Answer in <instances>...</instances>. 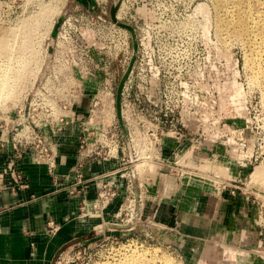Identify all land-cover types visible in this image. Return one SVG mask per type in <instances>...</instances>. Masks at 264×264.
I'll return each mask as SVG.
<instances>
[{"label":"rangeland","instance_id":"rangeland-1","mask_svg":"<svg viewBox=\"0 0 264 264\" xmlns=\"http://www.w3.org/2000/svg\"><path fill=\"white\" fill-rule=\"evenodd\" d=\"M3 1L11 8H4L2 15L3 20L9 21L6 29L0 31L2 45L8 35L10 39L4 43L13 42V27L20 26L25 20L32 25L33 15L45 6H59L56 13L60 10V17L55 13L54 20L61 21L72 4H80L79 0ZM82 1L86 3V9L95 10L94 0ZM116 1L109 0L110 6ZM119 1L124 4L121 21L135 29L139 44L133 63L137 67L136 78L127 83L126 93L151 96L156 106L143 107V115H170L166 123L176 147H170L169 151L185 155L190 167L181 166L179 161L177 165L160 170L153 156L150 159L142 155L144 139L138 137L136 140L133 136L132 144L125 142L123 145L122 173L131 180L127 191L122 187L119 196L103 209L92 208L94 199L84 211L78 209L74 220L85 226L76 228L77 232L75 230L68 242L56 251L50 264H118L123 257H131L133 253L140 254L147 262H127L228 264L229 247L239 256L244 250L243 234L254 221L252 216L260 215L264 208V174H256L258 167L264 168V162L256 164L251 178L242 175L237 178L240 191L235 204L229 203L232 198L225 189L219 201L215 192V189L221 191L216 182L226 177V167L232 166L235 160L251 153L252 160L264 156V0H241L239 4L235 0H223L220 6L219 0ZM240 12L246 15L247 31L237 38L224 21L236 20ZM222 21L224 27L220 28ZM20 32L28 36L27 31H19L17 48L12 45L11 49L2 51L0 47V82H4L0 86L5 85L0 91V119L27 95L32 98L29 90L34 83L43 81L49 63L43 57L40 65L36 63L37 73L34 72L35 63L31 59L34 60L35 55L40 57L39 53L45 55L46 51L36 53L31 50L29 43L23 41L27 37ZM103 35L105 51L113 50L116 41ZM127 36L131 41L129 55L119 57L113 65L119 71L112 85L114 96L123 68L132 56V38L130 34ZM48 41V37H44L40 42L42 50ZM26 48H30L28 54ZM17 67L24 73L16 72ZM27 69L30 75L25 73ZM16 83L21 88L15 86ZM96 94L97 91L93 105L99 101ZM89 98L79 106V111L87 112ZM92 109V116L76 120V132L78 124L82 126L84 121L94 126L101 124L105 116L101 103ZM177 120L183 130L180 141L174 137ZM230 170L234 175L237 173L234 168L230 167ZM145 177L150 180L145 181ZM159 177L167 180L157 182ZM246 204L249 213L245 219L237 215L235 223L228 225L229 216ZM256 219L260 225L259 247L264 251V218L260 215ZM224 225H227L224 229L227 236L221 240L218 239V228ZM57 226L59 231L60 225ZM256 257L264 260L261 254L257 253Z\"/></svg>","mask_w":264,"mask_h":264},{"label":"built area","instance_id":"built-area-1","mask_svg":"<svg viewBox=\"0 0 264 264\" xmlns=\"http://www.w3.org/2000/svg\"><path fill=\"white\" fill-rule=\"evenodd\" d=\"M7 3L0 0V31L2 32L9 22L2 19L4 8H11ZM94 4L95 10L92 11L77 3L70 6L56 32L55 43L51 48L52 57L48 60L43 81L32 85L29 90L32 98H28L27 95L18 106H13L11 111L4 112L0 119V148L5 149L10 146L11 149L0 168V197L6 191L16 195L18 190L28 189L27 174L17 166V162L24 155L31 156L36 164L45 166L53 185L59 187L57 135L63 130L74 128L75 122H78L76 120L93 115L92 108L99 101L93 105L92 102L96 97H88L89 94L86 92L88 88L97 90L101 87L102 90H114L112 85L119 71L113 65L119 57L130 52L131 41L111 21L109 0H94ZM103 34L116 41L113 50L105 51ZM136 70L137 67L133 64L121 93V114L127 130L126 137L115 119H102L98 126L90 125L86 121L82 126L78 124L76 158L72 166L75 175L72 182L62 188L67 190L69 196L81 198L78 207L81 212L89 205L85 196L91 183L95 189L92 204L94 210L110 205L119 196L122 187L127 191L128 181L131 180L122 173L125 157L123 145L125 142L132 144L135 141L133 139L132 142L133 136L136 140L138 137L144 139L145 149L140 150L142 155L146 158L153 156L154 163L159 165L157 168L160 170L165 166L177 165L179 161L181 166L190 167L185 155L180 156L175 151L171 153L169 151L170 147H176L170 138L166 123L170 115L167 113L154 117L143 115V107L156 106L151 96L138 97L136 94L132 96L126 93V85L132 82L134 77L136 78L134 76ZM93 78H97L96 85H93ZM87 98L90 108L86 110L88 114L85 115V112L79 111V106L85 104ZM179 123L177 120L174 125L176 128L174 137L177 141H180L183 132L182 124ZM129 126L134 129L133 132ZM5 132L8 135L4 136ZM114 158H116L115 166L110 170L89 179L84 177L82 169L86 165L107 161L112 164ZM171 159L176 160L171 162ZM252 159L251 153L234 161L230 167L236 170V175L216 182L221 192L225 189L232 199L238 198L240 186L237 184V178L240 175L251 178L256 164L264 162V156L260 159L259 157ZM230 167H226V170L231 171ZM58 228L57 224L49 221L46 232L53 234Z\"/></svg>","mask_w":264,"mask_h":264},{"label":"crops","instance_id":"crops-1","mask_svg":"<svg viewBox=\"0 0 264 264\" xmlns=\"http://www.w3.org/2000/svg\"><path fill=\"white\" fill-rule=\"evenodd\" d=\"M78 2L85 7L84 1ZM6 135L7 132L4 133ZM76 136L75 129L68 128L56 137L59 187L53 185L45 166L36 164L31 156L24 155L17 162L18 168L27 174L29 187L18 190L16 195L6 191L0 197V264H50L56 251L68 242L75 230L77 232L76 228L85 226L76 224L74 220L81 198L69 196L67 190L62 188L71 183L75 175L72 166L76 158ZM10 152V146L0 148V168ZM113 166L115 164L108 161L98 162L83 167L82 173L89 179ZM164 180H167L166 177H159L157 182ZM85 198L88 202L95 198L92 183ZM235 201L230 199L229 203L235 204ZM49 221L60 225L59 231L53 235L46 232Z\"/></svg>","mask_w":264,"mask_h":264},{"label":"bare ground","instance_id":"bare-ground-1","mask_svg":"<svg viewBox=\"0 0 264 264\" xmlns=\"http://www.w3.org/2000/svg\"><path fill=\"white\" fill-rule=\"evenodd\" d=\"M230 1V0H229ZM222 2H224L223 0H219V2H218V6H220V5H223L222 4ZM235 2L236 3H240L241 2V0H235ZM49 4V3H48ZM50 5V4H49ZM123 3H119V6H118V9H117V11H116V18H117V21H120V22H122L121 21V12H122V10H123ZM59 7V6H58ZM57 5L55 4H53V6H45L40 12H38L36 15H33V17H34V19L33 20H31V22H32V25L30 24V23H28L26 20H25V22L27 23H21V25L20 26H18V27H16V28H14L13 27V29H14V31L12 32V33H14L13 34V42L10 44V43H4L6 40H8V39H10L9 38V36L10 35H8V37L6 38V40L3 42V45L2 44H0V47H2V51H7V50H9V48L13 45H15L14 47H18V36H19V31L21 30H25V31H27V35L28 36H26V33H24V36H26L27 38L26 39H24L23 40V38L22 37H19L20 38V40H23L24 41V43L26 44V43H29V44H27L28 46L30 45L31 46V50H33V51H36V53H38V52H44V51H46V53H45V55H41L40 53H39V56L40 57H37V55H35L33 52V54L35 55V58L32 56V58H34V60L33 59H31L32 60V62H34L35 63V67H34V72L35 73H37V70L39 69L37 66V64H41V62H42V60H43V57L45 58V60L46 61H48V60H50V58L52 57V53H51V48H52V46H53V44L55 43V35L53 34V30L55 29V27H57V30H58V28H59V24H60V20L58 19L60 16H59V12H60V10H59V12L57 11V13H56V10H57ZM57 14V19L56 20H54L55 18H54V16H56V15H54V14ZM238 15V14H237ZM36 16V17H35ZM113 23H115V22H113ZM118 27H119V29H122L127 35H129L130 34V36H131V33L127 30V29H125V28H123V27H121V26H119L117 23H115ZM19 25V24H18ZM26 25V26H25ZM28 25L30 26L29 28H31V26H33L34 28H31V30H30V32H29V28H28ZM224 25H228V27H230L231 28V30H232V33H233V35H235V36H237V38L238 37H241V36H243L244 34H245V32L247 31V24H246V15L243 13V12H240L239 13V15L237 16V19L236 20H227V21H224ZM224 25H223V21L222 22H220V28H222V27H224ZM38 26H41V27H45V28H41L42 30L40 31V28L38 27ZM38 27V28H37ZM17 30V32H15ZM34 30V32H33V34H34V36L35 35H37L38 33H37V31L39 32V34H38V37L37 36H35V37H32V31ZM29 32V33H28ZM21 33L22 32H20V35H21ZM23 33H22V36H23ZM44 37H48V39H49V41H48V43H47V47L46 48H44L43 50H42V47H40V42H42V40H43V38ZM34 38V39H33ZM131 38H132V36H131ZM18 40V41H17ZM30 42H31V44H30ZM22 43V42H21ZM19 44H20V42H19ZM34 44H36V45H38L39 46V48L37 49H35L34 48ZM22 46L24 45V44H21ZM35 45V46H36ZM20 46V45H19ZM26 46V45H25ZM25 46H24V48H25ZM29 46V47H30ZM42 46V45H41ZM16 47V48H17ZM13 48V47H12ZM11 49V48H10ZM20 49V48H19ZM27 49V48H26ZM30 49V48H29ZM29 49H27V51L29 50ZM49 49V50H48ZM13 50L14 49H12L11 51H12V55H13ZM16 50V49H15ZM25 50V49H24ZM11 51H9V52H11ZM17 51V50H16ZM15 51V52H16ZM20 51V50H19ZM22 51V53H24V55H25V52H23V50H21ZM26 51V53L28 54L30 51H28L27 52ZM17 53H20V52H18L17 51ZM10 54V53H9ZM132 54H133V48H132ZM17 56H20L19 54H16ZM32 54H30V56H31ZM9 57H10V55H9ZM14 58L16 57V56H13ZM21 57H23L24 58V56H21ZM26 57H27V55H26ZM13 58V59H14ZM28 58V57H27ZM12 59V58H11ZM21 59V58H20ZM19 59V60H20ZM30 59V58H29ZM29 59H26L27 61H30ZM14 60H16V59H14ZM24 60V59H23ZM21 61H22V59H21ZM20 61V62H21ZM12 62V61H11ZM15 62V61H14ZM17 62H19L18 61V57H17ZM25 62V61H24ZM31 62V61H30ZM31 62V63H32ZM10 63V62H9ZM16 63V62H15ZM37 63V64H36ZM27 64V63H26ZM25 64V65H26ZM252 64V63H251ZM9 65V64H8ZM29 65H30V63H29ZM10 66V65H9ZM8 66V67H9ZM13 66H14V64H13ZM12 66V67H13ZM20 66H21V64H20ZM32 66V65H31ZM22 67V66H21ZM15 68V67H14ZM18 68V67H17ZM25 68V67H24ZM26 68H27V66H26ZM25 68V69H26ZM9 68H7V70H8ZM126 69V68H125ZM7 70H5V71H7ZM11 70H13V68H11ZM10 71V70H9ZM17 71H20L19 70V68H18V70H16V72ZM27 71H28V69L26 70V72L25 73H27ZM2 72H4V70L2 71ZM20 72H23L24 73V71L22 70V71H20ZM20 72H18L19 74H20ZM29 72V71H28ZM5 73V72H4ZM3 73V74H4ZM7 73V72H6ZM9 73V72H8ZM11 73H13L12 71H11ZM30 73V72H29ZM29 73H27V75H30ZM31 73L33 74V72L31 71ZM110 74H111V72H109ZM2 74V73H1ZM23 75V74H22ZM2 76H4V75H2ZM1 76V77H2ZM24 76V75H23ZM6 77H7V75H6ZM25 77H27V76H25ZM20 79H21V77H20ZM23 79V78H22ZM3 80H4V78H3ZM5 81H6V79H5ZM24 81H25V78H24ZM1 82H2V84H4V82L1 80ZM0 82V83H1ZM17 83H19L18 82V80H17ZM16 83V84H17ZM2 84H1V88H0V91H2L3 90V88L5 87V85H3L2 86ZM8 84V83H7ZM21 84V83H20ZM97 84V78H93V85H96ZM15 86H18V84L17 85H15ZM3 87V88H2ZM19 88H21V86H18ZM17 87V88H18ZM2 89V90H1ZM92 88L90 87V88H88L87 89V93L89 94H91L90 96H95V93H96V91H97V96H98V99H99V102L101 103V105H102V107H103V112L105 113V116H104V120H109V119H115V120H117V117H116V109H115V96H114V93H113V90H111V89H107V90H100V89H92ZM20 91V90H19ZM1 93L2 92H0V95H1ZM123 115H124V112H123ZM131 139H132V142H133V138L131 137ZM149 158V157H148ZM150 159H152V157H150ZM115 162H116V158H114V164H115ZM255 169H256V167H255ZM226 172V174H225V176L226 177H228V176H235L234 174H232V172L231 171H227V170H225ZM153 175H155L154 173H152ZM157 174H160L159 172H157ZM156 174V175H157ZM255 174V173H254ZM256 174H258L259 176L260 175H263L264 174V168L263 167H258V169H256ZM152 179V178H151ZM148 180H150L149 179V177H145V181H148ZM216 187V186H215ZM260 188V187H259ZM215 189V188H214ZM215 192L216 193H218L217 194V197H219L220 196V193H221V191L220 190H216L215 189ZM148 200V199H147ZM264 205V204H263ZM262 209V208H261ZM249 206H248V204H246L245 206H242L241 208H239L238 209V212L236 213V214H232V215H230L229 216V219H228V225H230V224H232V223H235L234 222V220H235V217L237 216V215H240L241 216V219H243L244 217H246L247 216V213H249ZM263 218H264V208L262 209V213L260 214ZM260 215H258L257 213H255L253 216H252V218L254 219V221H253V223H252V225H251V227L250 228H248L247 230H245V232H244V234H243V239H242V243H243V246H244V250L243 251H241V253L239 254V256L237 255V254H235L234 253V251H232V248H230L229 247V251H228V257H229V261H228V264H264V260L263 259H261V260H259V259H257V257H256V255H257V253L258 254H261V255H263L264 256V251H262V249H261V246L259 247V240H258V233L260 232V225L258 224V222H257V217H259ZM245 219V218H244ZM226 223V222H225ZM227 225H224V226H221L220 228H218V239H224V238H226V233L224 232V229H225V227H226ZM215 243V242H214ZM201 247V246H200ZM125 254V253H124ZM123 254V255H124ZM134 254V253H133ZM132 254V255H133ZM126 255V254H125ZM131 255V257L130 256H128V257H123L120 261H119V263L120 264H136V263H131V261H128L127 262V260H135V261H138V262H140V263H145V262H147L145 259H144V257L142 258V257H140V254H134L133 256ZM142 256V255H141ZM237 257V258H236ZM147 259V258H146ZM165 260V259H164ZM163 260V261H164ZM165 262H166V260H165ZM118 263V264H119ZM163 264H164V262H163Z\"/></svg>","mask_w":264,"mask_h":264},{"label":"water","instance_id":"water-1","mask_svg":"<svg viewBox=\"0 0 264 264\" xmlns=\"http://www.w3.org/2000/svg\"><path fill=\"white\" fill-rule=\"evenodd\" d=\"M119 3H120V1L118 0V1H116V2L111 4L110 11H109L110 19H111L112 22L117 23L119 26L127 29L131 33V36H132V48H133V54H132V56H131V58L129 60V63H128L126 69L123 71L122 75L120 76V78L118 80V84H117L116 92H115L116 117H117L118 124H119L120 128L122 129L123 134L126 137L127 136V130L125 128V125H124V122H123V118H122V114H121V93H122L123 84H124L126 78L128 77V75H129V73L131 71V68L133 66V63H134V60H135V57H136L138 44H137V39H136L134 28L131 25H129L128 23L117 21L116 11L118 9ZM57 27H55V29L53 30V34L54 35H56Z\"/></svg>","mask_w":264,"mask_h":264}]
</instances>
